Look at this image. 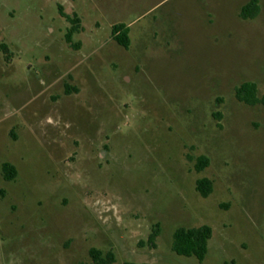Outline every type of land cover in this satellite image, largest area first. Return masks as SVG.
<instances>
[{
  "label": "rangeland",
  "instance_id": "obj_1",
  "mask_svg": "<svg viewBox=\"0 0 264 264\" xmlns=\"http://www.w3.org/2000/svg\"><path fill=\"white\" fill-rule=\"evenodd\" d=\"M249 1L0 0V264H93L92 248L114 264H264V106L235 96L264 93V0L244 20ZM60 8L81 19L79 49ZM201 225L205 260L176 254V229Z\"/></svg>",
  "mask_w": 264,
  "mask_h": 264
},
{
  "label": "trees",
  "instance_id": "obj_2",
  "mask_svg": "<svg viewBox=\"0 0 264 264\" xmlns=\"http://www.w3.org/2000/svg\"><path fill=\"white\" fill-rule=\"evenodd\" d=\"M260 12L259 0H250L245 4L240 12V17L244 20L254 19L258 16ZM60 14L67 18L72 26L67 31L65 38L66 42L73 46L75 49H79L80 44H75L73 42V36L80 32L82 29L81 19L75 14L74 17H71L68 14H65L60 8ZM130 28L125 23H117L113 25L112 28V38L119 45L128 49L131 44L130 39ZM1 37V30H0ZM2 53L4 54L5 60L9 62L12 58V53L7 46L3 43L0 46ZM77 91L76 88L73 89ZM66 94L71 93L70 86H66ZM235 96L238 101L249 105L264 106V93L259 95L258 86L254 82H244L241 85L235 88ZM220 117V114L218 115ZM209 161L206 157H201L196 164V170L202 171L207 167ZM2 173L7 181H12L16 179L18 175L17 168L9 163L5 162L2 164ZM197 191L203 198H207L213 192V184L207 178H203L197 181L196 185ZM160 235V226L159 224L152 230V233L149 236L148 244L151 248H156L157 238ZM213 236V229L209 225H201L197 227H179L173 234V243L172 250L181 256L185 257H195L199 262H203L208 254L209 250V241ZM90 255L93 259V264H114L116 262V256L113 251H108L107 253L102 252L101 250L92 248L90 250ZM125 264H149V263H134L126 262Z\"/></svg>",
  "mask_w": 264,
  "mask_h": 264
}]
</instances>
